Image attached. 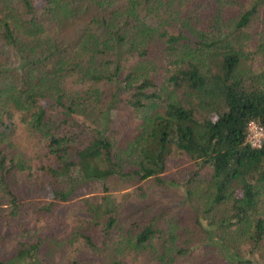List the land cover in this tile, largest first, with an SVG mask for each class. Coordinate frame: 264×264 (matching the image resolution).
<instances>
[{
	"label": "trees",
	"instance_id": "16d2710c",
	"mask_svg": "<svg viewBox=\"0 0 264 264\" xmlns=\"http://www.w3.org/2000/svg\"><path fill=\"white\" fill-rule=\"evenodd\" d=\"M250 121L264 0H0V264H252Z\"/></svg>",
	"mask_w": 264,
	"mask_h": 264
},
{
	"label": "rangeland",
	"instance_id": "374dc122",
	"mask_svg": "<svg viewBox=\"0 0 264 264\" xmlns=\"http://www.w3.org/2000/svg\"><path fill=\"white\" fill-rule=\"evenodd\" d=\"M2 52L3 53H6L8 55H11V58L16 61V58L14 56L13 53H11L10 51L6 50V49H2ZM261 62L260 61H257L256 64H255V68H258L260 66ZM40 160V159H39ZM38 160V161H39ZM37 162V161H36ZM35 162V163H36ZM36 168H33L32 170V173L36 172L35 171ZM181 169V167H179V165L175 162V161H171L169 164H168V170L167 172L165 173V176L167 177H173L177 180H180V175L178 174V171ZM28 177H29V173H24L22 174L19 178H21V181H22V186H23V183L24 184H28ZM37 185V183L35 184ZM36 189V192H34V198H32L33 200V203H43V202H49L51 200L50 198V195L47 191H44L42 190L40 187H35ZM85 188L84 187H80L78 188L72 197H74L75 199L76 198H79V197H82L83 195H85ZM131 191V190H130ZM128 191L126 192H123V193H116L117 195V201L119 203L122 204V202L120 201V197L122 195H126ZM164 196H166V194H163ZM119 198V199H118ZM123 198V197H121ZM128 199V198H127ZM126 198H124V200H127ZM132 200L135 201V198L132 197ZM128 201L130 202L131 199H128ZM61 208L58 209L57 213H59ZM62 210V209H61ZM62 230V232H67L66 230H64L63 228H60ZM67 229V228H66ZM247 252V247L244 245V246H241L240 250H239V256L240 257H243V258H248L252 264H264V256L263 255H258L257 253L253 254V255H247L246 254Z\"/></svg>",
	"mask_w": 264,
	"mask_h": 264
},
{
	"label": "built area",
	"instance_id": "2783aa9c",
	"mask_svg": "<svg viewBox=\"0 0 264 264\" xmlns=\"http://www.w3.org/2000/svg\"><path fill=\"white\" fill-rule=\"evenodd\" d=\"M246 140L252 148H260L264 142V127L250 121L246 128Z\"/></svg>",
	"mask_w": 264,
	"mask_h": 264
}]
</instances>
